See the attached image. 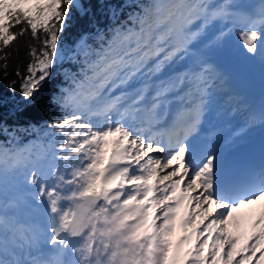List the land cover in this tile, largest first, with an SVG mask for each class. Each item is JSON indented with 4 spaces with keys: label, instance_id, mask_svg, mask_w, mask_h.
Returning a JSON list of instances; mask_svg holds the SVG:
<instances>
[{
    "label": "snow or ice",
    "instance_id": "snow-or-ice-1",
    "mask_svg": "<svg viewBox=\"0 0 264 264\" xmlns=\"http://www.w3.org/2000/svg\"><path fill=\"white\" fill-rule=\"evenodd\" d=\"M135 7L107 32L82 35L66 55L62 34L74 12L88 11L81 0H0V72L8 78L26 38L29 62L15 74L27 105L65 59L81 63L83 77L65 70L72 86L49 101L58 118L11 131L0 125L9 136L0 143V264H264V166L231 176L210 145L192 139L218 73L190 49L202 37L205 48H219L243 25V49L264 61V0L255 12L239 0ZM110 11L119 18L120 9ZM185 58L192 67L158 75ZM170 94L188 101L171 117ZM19 131L37 139L18 147ZM17 178L30 203L9 195ZM22 203L42 228L21 222ZM24 248L35 253L22 259Z\"/></svg>",
    "mask_w": 264,
    "mask_h": 264
},
{
    "label": "trees",
    "instance_id": "trees-1",
    "mask_svg": "<svg viewBox=\"0 0 264 264\" xmlns=\"http://www.w3.org/2000/svg\"><path fill=\"white\" fill-rule=\"evenodd\" d=\"M146 2L148 0H81V3L84 4L88 11L85 15L74 12L69 26L62 34V44L69 49L66 55L72 54L71 50L75 48L76 43L82 35L88 34L90 37L94 36L97 29L107 32L111 27L118 26L120 23L127 21L130 13L138 11L139 9L135 7L136 3ZM129 4L133 6L130 7ZM113 7L120 9L118 19L112 16L110 9ZM128 23L131 26V22ZM27 42L26 38H21L19 53L13 52L9 61L10 74L8 78H4L3 73L0 72V125L6 126L10 131L23 129L29 125L41 127L47 121L58 118L61 114L60 108L49 101L54 93L59 94L61 88L72 86L71 80L65 79V70L77 74V79L83 78L80 74L82 64L65 59L53 68V75L43 84L38 94L40 99L32 105H27L20 94L19 78L15 74L18 67L21 73H25L26 71L29 62V58L26 55ZM89 43L92 44L93 48H98V43L91 38ZM78 59L82 61L83 57H79ZM11 80H17L14 92L7 87ZM16 136V146H22L28 141H35L37 139L35 133L30 134L23 131L17 132ZM8 139L7 133L0 132V143L7 144Z\"/></svg>",
    "mask_w": 264,
    "mask_h": 264
},
{
    "label": "bare ground",
    "instance_id": "bare-ground-1",
    "mask_svg": "<svg viewBox=\"0 0 264 264\" xmlns=\"http://www.w3.org/2000/svg\"><path fill=\"white\" fill-rule=\"evenodd\" d=\"M252 1L254 2V11H258L261 0ZM218 26L219 24L213 27L211 33L217 31ZM242 27L243 25H238L236 30H234L229 34L228 37L225 38V41L221 47L208 48L223 61V65L219 64L218 62L212 64L213 66L221 65L223 67L220 70H216V72L218 73V78L221 76L226 77L222 82L216 81L213 84L211 96H207V98H213V103L207 106L208 116L206 120V123L210 128V134L216 135L215 140L210 142V146L212 148H219L220 146L227 145L230 142L239 141L242 138L251 136V134L249 133L250 128H245L242 131H237L239 129L238 124L243 123V121L231 120L230 118L228 119V117L225 115L226 102L228 99L232 98V95H220L219 90L225 88V85H232L234 89L231 90V88L228 87L225 88V91L226 89L232 92L235 90L240 93L241 95L238 98L236 97V101H248L249 103H251L254 106L253 116H256L259 113L261 104L260 99L264 97V61H261L259 57H253L251 54H247L243 49L242 41L239 36V31ZM211 33H209V35ZM235 37H237L238 39ZM204 39L205 37H202V41ZM200 53L201 52H197L198 55H200ZM202 53L207 55V51H202ZM180 62L181 61L174 64L173 66H167L164 72L167 71L168 75H175L179 72L187 70L188 64L181 65ZM179 95H183V93L181 92ZM170 97H173L171 101L173 102L177 100L178 96L177 94H170L169 98ZM169 106L170 105H168V107ZM232 107L234 108V110H236L238 106L236 104ZM221 110H223V112H221ZM232 126H235L234 128L236 130L231 131ZM216 152L221 157H223V149H217ZM150 155L156 154L151 153ZM244 227L246 226L242 225L240 231H243ZM233 231H236V229H233ZM19 252L20 255H22L26 254L27 250L20 249Z\"/></svg>",
    "mask_w": 264,
    "mask_h": 264
},
{
    "label": "rangeland",
    "instance_id": "rangeland-1",
    "mask_svg": "<svg viewBox=\"0 0 264 264\" xmlns=\"http://www.w3.org/2000/svg\"><path fill=\"white\" fill-rule=\"evenodd\" d=\"M217 2H219V0H217ZM240 3H242L243 5L246 6V10L248 11L249 10H252V7H249L247 5L248 3V0H239ZM199 23V22H197ZM219 27L218 26V30L215 31L213 34H218V31H219ZM193 29H195V25L193 26ZM211 34V35H213ZM209 35V36H211ZM207 39L208 37H205V39L202 41V38L200 40H198L197 42H194L192 45H190V49L192 52H195L197 53L198 51L201 52L200 55H202V51L206 52L207 51V60H213V59H218V56L213 53L212 51H210L208 48H205V44L207 43ZM206 42V43H205ZM189 61V65H187V69L189 67H192V60L191 59H187L185 58V60H182L180 63L181 65H183L185 62ZM191 63V64H190ZM165 73H168L167 71L164 72V73H161V74H158L160 77L164 76ZM139 86V85H137ZM156 155H158V153H154ZM8 190H9V195H16V196H19L20 198H22V200L24 201H28L30 203L31 201V198L27 195L26 191H25V186L23 185V183L21 182L20 178H17L15 180H11L8 184ZM29 203H22L21 206L16 209L15 211L17 212L18 214V217L19 219L21 220V222L25 225V226H28V225H33V224H38L39 227H43V221L41 220V218L39 217L38 213L34 212L32 210L31 207H29ZM177 235L179 236L180 233L178 231ZM47 247V246H45ZM27 250L26 254H22L21 255V258H25L28 256V253L29 251H31L33 254L35 253V249H32V250H29L27 248H24ZM22 249V250H24ZM23 252V251H22Z\"/></svg>",
    "mask_w": 264,
    "mask_h": 264
}]
</instances>
